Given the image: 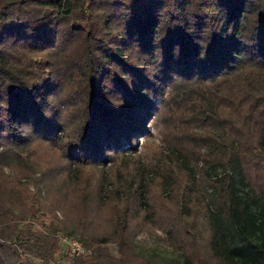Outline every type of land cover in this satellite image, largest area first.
I'll use <instances>...</instances> for the list:
<instances>
[{
	"label": "trees",
	"instance_id": "trees-1",
	"mask_svg": "<svg viewBox=\"0 0 264 264\" xmlns=\"http://www.w3.org/2000/svg\"><path fill=\"white\" fill-rule=\"evenodd\" d=\"M60 255L264 264V0H0V264Z\"/></svg>",
	"mask_w": 264,
	"mask_h": 264
},
{
	"label": "rangeland",
	"instance_id": "rangeland-1",
	"mask_svg": "<svg viewBox=\"0 0 264 264\" xmlns=\"http://www.w3.org/2000/svg\"><path fill=\"white\" fill-rule=\"evenodd\" d=\"M47 160V157L45 158ZM93 172V170H91ZM104 226L105 221L99 222V225ZM164 234L161 231H157L155 233L148 232L146 230H141L140 232L136 233L133 236V251L135 254L146 258L150 261H166L173 258H178L179 252L174 249L173 246L168 244L162 237ZM60 238V241L62 243V238L67 237L63 235L58 236ZM82 244V243H81ZM88 251L87 254H80L81 256H88L92 255V249L86 247L84 244H82ZM62 252L65 253V245H62ZM56 264H68V261L65 257L58 256L56 259Z\"/></svg>",
	"mask_w": 264,
	"mask_h": 264
},
{
	"label": "built area",
	"instance_id": "built-area-1",
	"mask_svg": "<svg viewBox=\"0 0 264 264\" xmlns=\"http://www.w3.org/2000/svg\"><path fill=\"white\" fill-rule=\"evenodd\" d=\"M62 243L70 254L80 255L88 253L87 249L81 244V242L75 238L64 237L62 238Z\"/></svg>",
	"mask_w": 264,
	"mask_h": 264
}]
</instances>
